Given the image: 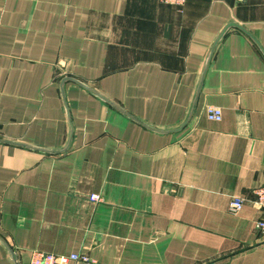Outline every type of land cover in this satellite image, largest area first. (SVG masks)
Masks as SVG:
<instances>
[{
  "label": "crops",
  "instance_id": "obj_1",
  "mask_svg": "<svg viewBox=\"0 0 264 264\" xmlns=\"http://www.w3.org/2000/svg\"><path fill=\"white\" fill-rule=\"evenodd\" d=\"M263 185L264 0H0V264H264Z\"/></svg>",
  "mask_w": 264,
  "mask_h": 264
},
{
  "label": "built area",
  "instance_id": "obj_2",
  "mask_svg": "<svg viewBox=\"0 0 264 264\" xmlns=\"http://www.w3.org/2000/svg\"><path fill=\"white\" fill-rule=\"evenodd\" d=\"M163 4L176 6L182 8L186 4V0H161ZM207 118L212 122H221L223 119L222 110L217 107H208ZM256 205L262 211V217L256 223V231L264 239V185L255 191ZM95 202H100L101 197L96 196L92 198ZM245 205V201L237 198L231 203V211L233 213L240 212ZM30 264H97L95 260L85 254H71V255H55L52 253H44L35 251L32 255Z\"/></svg>",
  "mask_w": 264,
  "mask_h": 264
},
{
  "label": "water",
  "instance_id": "obj_3",
  "mask_svg": "<svg viewBox=\"0 0 264 264\" xmlns=\"http://www.w3.org/2000/svg\"><path fill=\"white\" fill-rule=\"evenodd\" d=\"M230 27H236V28H240L237 25H230ZM241 29V28H240Z\"/></svg>",
  "mask_w": 264,
  "mask_h": 264
}]
</instances>
